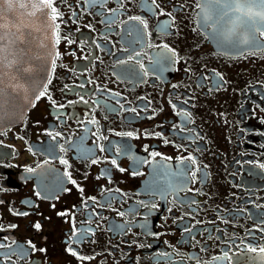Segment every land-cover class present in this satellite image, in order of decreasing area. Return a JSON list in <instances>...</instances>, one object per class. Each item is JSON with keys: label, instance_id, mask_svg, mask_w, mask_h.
<instances>
[{"label": "flooded vegetation", "instance_id": "obj_1", "mask_svg": "<svg viewBox=\"0 0 264 264\" xmlns=\"http://www.w3.org/2000/svg\"><path fill=\"white\" fill-rule=\"evenodd\" d=\"M198 5L56 0L55 104L0 128V264H264V47Z\"/></svg>", "mask_w": 264, "mask_h": 264}, {"label": "water", "instance_id": "obj_2", "mask_svg": "<svg viewBox=\"0 0 264 264\" xmlns=\"http://www.w3.org/2000/svg\"><path fill=\"white\" fill-rule=\"evenodd\" d=\"M32 0H15L12 9L0 0V35L6 36L9 60L19 63L13 68L0 66V128L23 119L42 90L51 72L55 45L46 11L34 10ZM24 4L25 7H20ZM35 11V15H32ZM19 37V39H17ZM14 41V43H9ZM225 46H222L226 48ZM31 68L21 72L18 68ZM15 77V79L13 78ZM22 85L12 92V85Z\"/></svg>", "mask_w": 264, "mask_h": 264}, {"label": "snow or ice", "instance_id": "obj_3", "mask_svg": "<svg viewBox=\"0 0 264 264\" xmlns=\"http://www.w3.org/2000/svg\"><path fill=\"white\" fill-rule=\"evenodd\" d=\"M3 2L8 6L9 9H12L14 6L15 0H3ZM153 3H155V0H153ZM212 4L216 8V20L211 23V25L208 24L209 21H212V17L209 16L204 8L203 5H198L201 7V11L204 13L203 20L205 22L206 26H211L213 30V36H215L218 32L217 24H219L221 21H224L231 25L230 33L232 36L237 37L238 43L243 44H256L257 46L264 47L258 39V37H264V0H212ZM20 7H25L24 4H20ZM30 6L34 10L39 11H46L47 18L49 20V28L51 31V40L53 41L54 45H58L61 42V33H60V24L57 23L58 20H61L63 13L59 10V8L56 6V0H32L30 2ZM158 7V6H157ZM32 15H35V11L31 13ZM75 15V13H73ZM170 15V14H169ZM132 19L140 20V17H133ZM143 23V21H142ZM242 30V31H241ZM19 39V37H17ZM64 40L67 41V43H72L71 40H69L67 37H63ZM6 40V36L0 35V66L7 67L9 69L16 66L19 61H17L15 58L9 60L4 53L7 51V44L4 43ZM9 43H14V41H11ZM167 48V46L165 45ZM175 55L174 50H169ZM57 56L59 53L56 54ZM56 66L55 59L52 60V69L54 70ZM18 71L21 72H31V68H18ZM15 79V77H13ZM51 80H48V83H50ZM12 92H16L18 88H22V85H12ZM47 96V98L52 101L53 104H55V101L52 100V97L48 95L47 92V86L44 85V90L40 91L38 95L36 96L37 99L40 97ZM81 99H83L81 97ZM6 102L3 100H0V103ZM69 103H72L71 101ZM85 103H87L85 101ZM186 103V102H185ZM60 107H64V105H60ZM173 108L176 107V105H172ZM134 111V110H133ZM92 123H96V121H92ZM147 134V133H146ZM126 135H133L132 133H126ZM155 135L159 136L160 133H155ZM168 141H165L167 143ZM153 157L160 155L157 152H153L151 154ZM188 159L192 160L193 163H195V158L189 157ZM62 164L67 165L66 160L60 161ZM99 161L93 160L92 163H98ZM111 163L113 165H116V160H112ZM118 167V165H117ZM261 167H264V165H261ZM27 171L34 172L35 169L28 168ZM120 171H124V169H120ZM68 178L71 181L72 184H76L75 180H71V174L68 173ZM77 187H79L77 185ZM82 192L83 189H80ZM37 196L40 195L39 192L36 193ZM95 199L94 197L92 198ZM55 207V205H53ZM155 207V205H153ZM14 214H24L27 213H14ZM59 215L63 216L66 215V213H59ZM35 227L37 229H40L41 225L39 223L35 224ZM187 231V229H186ZM73 236H77V234L74 232ZM87 233H83L78 238L83 240L86 238ZM72 239L70 238L68 243L71 245ZM31 245V242H29ZM0 247H3V245H0ZM31 247L35 250V246L31 245ZM40 251H45L44 249H41ZM67 251L72 254L73 256H78V259L80 261L89 260L92 259V257H86V256H80L71 246L67 248ZM247 251L252 253H258L261 260H264V247H252L249 246L247 248ZM228 257V253H224V258Z\"/></svg>", "mask_w": 264, "mask_h": 264}]
</instances>
